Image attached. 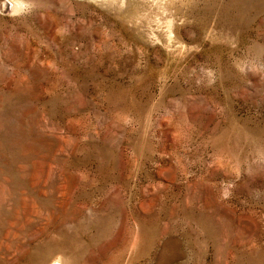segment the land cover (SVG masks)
Wrapping results in <instances>:
<instances>
[{
  "label": "rangeland",
  "instance_id": "374dc122",
  "mask_svg": "<svg viewBox=\"0 0 264 264\" xmlns=\"http://www.w3.org/2000/svg\"><path fill=\"white\" fill-rule=\"evenodd\" d=\"M9 3L0 264H264V0Z\"/></svg>",
  "mask_w": 264,
  "mask_h": 264
},
{
  "label": "bare ground",
  "instance_id": "6f19581e",
  "mask_svg": "<svg viewBox=\"0 0 264 264\" xmlns=\"http://www.w3.org/2000/svg\"><path fill=\"white\" fill-rule=\"evenodd\" d=\"M15 7V4H14ZM11 8L9 0H0V10L8 11Z\"/></svg>",
  "mask_w": 264,
  "mask_h": 264
}]
</instances>
